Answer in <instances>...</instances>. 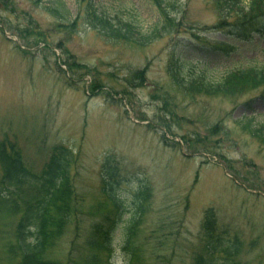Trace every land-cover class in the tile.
Instances as JSON below:
<instances>
[{"label":"rangeland","instance_id":"rangeland-1","mask_svg":"<svg viewBox=\"0 0 264 264\" xmlns=\"http://www.w3.org/2000/svg\"><path fill=\"white\" fill-rule=\"evenodd\" d=\"M214 1L163 0L165 12L155 0H0V141L15 142L37 171L58 145L76 161L78 208L47 251L56 264H128L122 240L129 214L114 233L112 254L89 245L93 225L112 206L102 192V166L111 156L127 205L139 188L149 190L136 242L145 264H192L210 208L241 242L234 261L264 264V142L248 127L253 115L252 127L264 125V101L249 91L191 92L179 75L215 82L264 64V38L231 40L232 53L213 49L229 41ZM62 6L68 14L61 19L54 9ZM105 18L153 40L112 36L100 24ZM208 40L214 46L207 49ZM182 55L178 69L174 58ZM3 196L0 264H19L25 206Z\"/></svg>","mask_w":264,"mask_h":264},{"label":"trees","instance_id":"trees-1","mask_svg":"<svg viewBox=\"0 0 264 264\" xmlns=\"http://www.w3.org/2000/svg\"><path fill=\"white\" fill-rule=\"evenodd\" d=\"M155 1L159 3L162 10L167 12L163 7V0ZM214 3L217 4L221 15L225 16L219 32L230 42H214V46L208 40L207 49L212 45L213 49L217 47L223 52L232 53L237 47L231 43V40L246 43L256 38H264V0H215ZM54 11L61 19L66 18L68 14L63 6ZM100 24L103 28L106 27L112 36L126 41L146 45L153 40L151 37L137 38L135 34L138 32L132 25L122 24V29L124 28L122 30L106 18L100 21ZM174 60L178 69L185 66V56H177ZM64 63L66 64L67 61L65 60ZM197 73L200 75V72ZM179 75L184 86L191 92L209 96L237 97L249 91L260 93L259 98L264 101V64L258 67L238 68L226 73V76L215 82L206 80L205 76L187 79L180 73ZM255 101V98H252L244 104L247 112L252 110ZM254 116L249 119L248 127L264 142L262 135L264 125L259 128L252 127L255 125ZM188 139L191 142L189 137ZM183 140L188 141L187 138ZM51 152L46 163L37 171L34 165L24 160L23 152L15 142L13 144L4 139L0 141V194L2 193L3 196L6 192L5 197L8 198H10L8 195L17 196L25 206V213L18 225L16 237L17 249L22 254L19 264H56L55 260L47 258L48 247L57 235H61L66 225L70 224L73 209L77 211L78 208V205L73 203L76 193L71 178V168L76 162L75 157L70 150L61 145L53 148ZM104 160L102 192L112 206L103 220L93 225L89 245L112 254L114 233L123 222L125 214H129L124 222L126 225L123 229V251L128 255V264H145L141 248L136 242L139 240L138 232L146 215L148 187L139 188L134 192L132 202L127 205L126 198H122L118 191L120 182L123 180L119 179L120 170L115 162L116 159L111 156L105 157ZM202 220L200 231L204 241L203 246L193 254L191 263L238 264L234 261L241 248L237 235L231 237L229 229L220 224L216 210L213 208L205 211ZM217 255H219L218 258H216Z\"/></svg>","mask_w":264,"mask_h":264}]
</instances>
